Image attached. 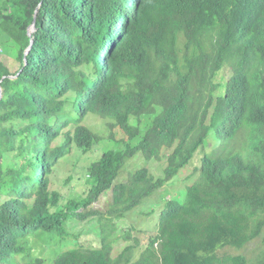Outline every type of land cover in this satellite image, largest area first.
Masks as SVG:
<instances>
[{"label":"trees","instance_id":"obj_1","mask_svg":"<svg viewBox=\"0 0 264 264\" xmlns=\"http://www.w3.org/2000/svg\"><path fill=\"white\" fill-rule=\"evenodd\" d=\"M0 26L20 64L11 74L0 58V264H45L32 244L64 236L71 217L97 216L86 209L107 191L108 214L124 219L213 130L219 146L183 202H167L139 258L133 245L113 258L103 228L101 248L69 247L53 264H264V0H0ZM90 114L111 120L125 148L103 152L89 196L60 209L50 176L73 143L100 141L82 125ZM139 153L165 160L163 176L142 168L116 183ZM255 242L251 258L221 253Z\"/></svg>","mask_w":264,"mask_h":264},{"label":"rangeland","instance_id":"obj_2","mask_svg":"<svg viewBox=\"0 0 264 264\" xmlns=\"http://www.w3.org/2000/svg\"><path fill=\"white\" fill-rule=\"evenodd\" d=\"M6 38L7 36L0 26V58L8 67L10 73L14 74L19 69L20 64L16 60V53L13 52ZM231 75L230 68H224L217 75L215 83L220 86V94H224L226 82ZM112 123L111 120L103 119L97 115H88L82 124L95 133L100 138V141L90 150L78 148L73 143L70 153L60 159L53 167V172L50 176V187L52 191L61 194L60 209H67L73 202L81 201L89 196L93 185L89 168L92 163L101 158L103 152L124 150L125 146L118 143L124 136L117 131L116 127L112 126ZM74 129V125L63 128L62 135L52 144V147H60L59 145H62L65 141L66 134L69 133L73 136ZM141 139L142 136L136 138L131 144L135 146ZM219 143L220 141L213 130L207 145L196 152L188 167L151 197L144 200L136 210L127 213L124 219H115L114 221L108 214L113 204V192L112 190L105 192L93 205L86 209V211L93 210L98 212L97 216L86 220L71 217L67 221V233L64 236L49 234L38 238L32 244L33 257H41L45 264H53L54 260L69 247L78 246L84 249H99L102 247V238L105 234L103 232L104 228L107 234H110L109 243L113 248V258H117L125 247L129 245L134 246V258H139L142 253L147 251L150 245V237L154 238V235H156L159 217L167 201L183 202L188 187L196 179L195 176H197V170L200 168L202 156L206 153H211L219 146ZM10 161L11 157H8L7 162L9 163ZM164 167V160L153 159L148 162L139 153L125 165L116 183L125 182L131 173L142 168H148L157 178L162 177ZM29 244H31V240H29ZM256 249L257 242L248 245L244 250L226 247L221 253L231 255L246 254L251 258L256 255Z\"/></svg>","mask_w":264,"mask_h":264},{"label":"clouds","instance_id":"obj_3","mask_svg":"<svg viewBox=\"0 0 264 264\" xmlns=\"http://www.w3.org/2000/svg\"><path fill=\"white\" fill-rule=\"evenodd\" d=\"M33 27H34V25H32V26L29 28V30L31 29V32H29V33H31V34H32ZM29 35H30V34H29ZM30 36H31V35H30ZM30 49H31V48H30ZM30 49H29V50H30ZM29 50H28V51H29ZM1 95H2V90H1ZM0 99H1V97H0ZM82 123H83V122H82ZM82 125H83V124H82ZM84 126H85V125H84ZM210 136H211V134H210ZM210 136H209V138H210ZM209 138H208V139H209ZM164 162H165V160H164ZM165 163H166V162H165ZM92 164H93V163H92ZM92 164H91V165H92ZM89 169H90V168H89ZM90 178H92V177L90 176ZM92 186H93V185H92ZM50 189H51V187H50ZM51 191H52V190H51ZM53 192H55V191H53ZM58 193H59V192H58ZM59 194H60V193H59ZM60 197H61V194H60ZM81 201H82V200H81ZM171 201H172V200H171ZM60 202H61V201H60ZM78 202H80V201H77L76 203H78ZM167 202H168V201H167ZM73 203H75V202H73ZM68 208H69V206H68ZM64 210H67V209H64ZM52 211H54V210H52ZM157 230H158V226H157ZM158 245H159V243L156 244V247H157ZM81 248H82V247H81ZM125 248H126V247H125ZM83 249H84V248H83Z\"/></svg>","mask_w":264,"mask_h":264},{"label":"water","instance_id":"obj_4","mask_svg":"<svg viewBox=\"0 0 264 264\" xmlns=\"http://www.w3.org/2000/svg\"><path fill=\"white\" fill-rule=\"evenodd\" d=\"M29 32H31V29L29 30ZM31 35V33H29Z\"/></svg>","mask_w":264,"mask_h":264}]
</instances>
